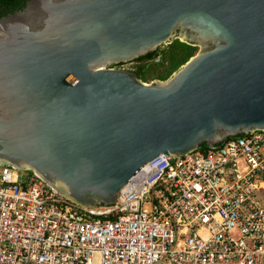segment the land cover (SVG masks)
Instances as JSON below:
<instances>
[{
	"label": "water",
	"instance_id": "95a60500",
	"mask_svg": "<svg viewBox=\"0 0 264 264\" xmlns=\"http://www.w3.org/2000/svg\"><path fill=\"white\" fill-rule=\"evenodd\" d=\"M197 51L146 82L113 63ZM264 129V0H28L0 17V163L112 204L154 156Z\"/></svg>",
	"mask_w": 264,
	"mask_h": 264
},
{
	"label": "built area",
	"instance_id": "2783aa9c",
	"mask_svg": "<svg viewBox=\"0 0 264 264\" xmlns=\"http://www.w3.org/2000/svg\"><path fill=\"white\" fill-rule=\"evenodd\" d=\"M264 129L143 164L85 206L0 163V264H264Z\"/></svg>",
	"mask_w": 264,
	"mask_h": 264
},
{
	"label": "trees",
	"instance_id": "16d2710c",
	"mask_svg": "<svg viewBox=\"0 0 264 264\" xmlns=\"http://www.w3.org/2000/svg\"><path fill=\"white\" fill-rule=\"evenodd\" d=\"M12 8L23 7L26 0H0ZM198 49L193 43H188L174 38L169 43H164L156 49L134 59L136 74L142 81H151L154 79H166L173 71L178 69L189 57ZM222 142V141H221ZM221 142L217 143L220 144ZM210 145L206 142L201 144V148L206 149Z\"/></svg>",
	"mask_w": 264,
	"mask_h": 264
},
{
	"label": "flooded vegetation",
	"instance_id": "af4514ba",
	"mask_svg": "<svg viewBox=\"0 0 264 264\" xmlns=\"http://www.w3.org/2000/svg\"><path fill=\"white\" fill-rule=\"evenodd\" d=\"M27 2H28V0H26L24 6L21 7V8L16 7V6L14 8H12V6H11L12 4L10 6H8V5L5 4V2L0 1V17L6 16V15H8L10 13H13L16 10L23 9L26 6ZM128 62H130L132 65L129 68H126V69L132 70V71H134L136 73V68L137 67H135L133 60L127 61V62H121V63H113V64H111V66L112 67H116V68H125L122 65L124 63H128Z\"/></svg>",
	"mask_w": 264,
	"mask_h": 264
},
{
	"label": "rangeland",
	"instance_id": "374dc122",
	"mask_svg": "<svg viewBox=\"0 0 264 264\" xmlns=\"http://www.w3.org/2000/svg\"><path fill=\"white\" fill-rule=\"evenodd\" d=\"M132 64L130 62L128 63H124L122 66L125 68H129ZM152 81V80H151ZM149 82V81H148ZM257 194L259 195V197L262 199V201L264 202V189L258 190Z\"/></svg>",
	"mask_w": 264,
	"mask_h": 264
}]
</instances>
